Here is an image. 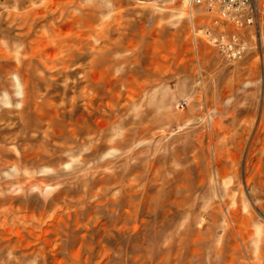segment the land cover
I'll list each match as a JSON object with an SVG mask.
<instances>
[{"label": "rangeland", "instance_id": "1", "mask_svg": "<svg viewBox=\"0 0 264 264\" xmlns=\"http://www.w3.org/2000/svg\"><path fill=\"white\" fill-rule=\"evenodd\" d=\"M217 20L0 0V264H264V49Z\"/></svg>", "mask_w": 264, "mask_h": 264}, {"label": "built area", "instance_id": "2", "mask_svg": "<svg viewBox=\"0 0 264 264\" xmlns=\"http://www.w3.org/2000/svg\"><path fill=\"white\" fill-rule=\"evenodd\" d=\"M188 3L190 7L214 13L220 25L229 24L236 28L233 32L210 28L206 30L209 41L224 57H241L252 47L251 41L264 49V22L259 0H188ZM245 29L255 31L252 39L243 34Z\"/></svg>", "mask_w": 264, "mask_h": 264}]
</instances>
